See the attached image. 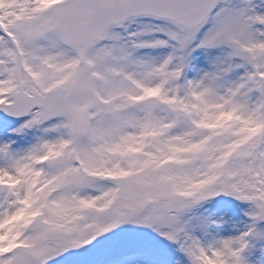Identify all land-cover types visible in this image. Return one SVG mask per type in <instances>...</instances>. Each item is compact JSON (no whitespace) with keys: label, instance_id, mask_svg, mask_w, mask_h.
<instances>
[{"label":"rangeland","instance_id":"obj_1","mask_svg":"<svg viewBox=\"0 0 264 264\" xmlns=\"http://www.w3.org/2000/svg\"><path fill=\"white\" fill-rule=\"evenodd\" d=\"M60 1L0 0V102L63 83L70 108L0 117V264L18 246L48 264H264V0H220L193 29L131 17L83 50L53 28ZM219 30L252 60L209 47Z\"/></svg>","mask_w":264,"mask_h":264},{"label":"water","instance_id":"obj_2","mask_svg":"<svg viewBox=\"0 0 264 264\" xmlns=\"http://www.w3.org/2000/svg\"><path fill=\"white\" fill-rule=\"evenodd\" d=\"M217 0H65L57 7L55 28L65 39L78 48L88 47L104 33L111 24L124 22L129 16L137 14H153L173 19L179 24L193 27L199 24L213 9ZM223 32H219L210 42L211 45L229 44ZM243 58H248L245 50L235 48ZM264 94V86H261ZM14 102L1 105L0 113L7 118H19L29 114L35 107H42L44 118H52L68 113L65 90L57 86L45 92L26 95L16 93ZM156 107L155 103L150 109ZM179 119H182L179 117ZM82 133L77 134V138ZM176 202L181 198H171ZM133 210L126 209L120 214L116 225L129 219ZM17 264H44L37 256L24 250L18 253Z\"/></svg>","mask_w":264,"mask_h":264}]
</instances>
